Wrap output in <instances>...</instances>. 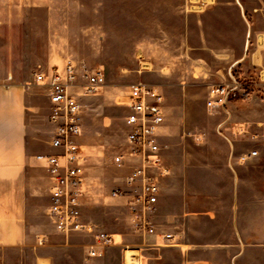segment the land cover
<instances>
[{"label": "rangeland", "instance_id": "374dc122", "mask_svg": "<svg viewBox=\"0 0 264 264\" xmlns=\"http://www.w3.org/2000/svg\"><path fill=\"white\" fill-rule=\"evenodd\" d=\"M16 1H23V5ZM197 2L14 0L13 13L19 14V19L0 21V72L28 80L32 88L34 152H52L46 89L36 85L34 72H47L70 60L80 68L104 73L106 85L82 99L81 144L96 197L92 200L87 196L84 215L100 217L107 232L131 231L124 199L114 197L112 190L122 187L129 173V168L115 164L114 157L126 150L128 87L136 82L154 86L165 97L161 143L171 165L170 179L176 186L156 212L157 219L160 217L157 225L164 224L171 208L181 214L209 207L217 211L215 223L219 228L225 227L227 216L230 226L236 225L234 216L227 212L233 208L229 205L233 198L222 193V186L229 185L223 162L233 152L239 156L261 143L264 130L257 122L261 120L262 103L257 94L249 100L233 96L216 114L206 109L210 85L230 82L236 74L243 77L241 65L229 53L217 50L246 41L235 14L231 21L222 23L221 17L230 12L214 13L210 6ZM250 75L249 79H257L255 73ZM241 124L247 128L246 134L237 131ZM250 163L257 216L261 212L264 170L259 160ZM49 202L48 195L31 199L32 217L42 226L50 225ZM68 252V258L64 254L57 257V264H104L83 257L78 250ZM34 260L32 252L0 248V264H35ZM107 264L118 262L111 259Z\"/></svg>", "mask_w": 264, "mask_h": 264}, {"label": "crops", "instance_id": "0c3cea01", "mask_svg": "<svg viewBox=\"0 0 264 264\" xmlns=\"http://www.w3.org/2000/svg\"><path fill=\"white\" fill-rule=\"evenodd\" d=\"M15 3L23 5V1ZM15 3L14 0H0V21L19 19V14L14 16L13 13ZM207 6L214 13L230 12L229 16L221 17V22L231 21V15L235 14L242 23L246 42L217 51L229 53L241 65L239 69L243 77L250 78L248 75L252 73L258 76L260 71L264 75V0H212ZM31 95L32 88L28 80L17 79L12 73L0 72V248L32 252L35 264H57L59 255L64 254L68 258L71 255L68 251L73 249L88 258L87 250L93 242L92 236L78 233L64 236L55 230L51 222L49 226H42L32 217L31 199L39 195L50 196L51 180L46 157L56 153V150L51 146L52 152L49 154L46 149L41 153L33 150ZM260 102L261 120L257 124L264 121V102ZM260 137L264 149V134ZM79 143L82 152L81 137ZM234 149L233 146L230 152ZM247 152L239 156L233 152L223 162L229 185L222 186V193L233 198L229 205L234 209L227 212L234 216L236 225L231 227L227 216L225 227L219 228L215 223L219 217L212 207L197 211L189 209L181 214L173 208L171 211L167 208L169 212L166 220L164 224L159 222L157 228L174 233L176 243L166 245L157 236L132 231L107 232L100 217L84 215L85 220L97 225V230L114 235L116 240L115 245L91 259L104 264L111 259H116L118 264H264V191L261 195V212L255 216L252 159L241 160ZM163 154L165 157V146ZM84 159L83 204L87 196L92 200L96 198L92 182L94 178L89 177L87 158L84 156ZM259 161L264 170V158ZM170 178L171 175L163 182L158 208L174 192L175 181ZM262 181L264 185V178ZM40 239L45 240L43 244H39Z\"/></svg>", "mask_w": 264, "mask_h": 264}, {"label": "built area", "instance_id": "2783aa9c", "mask_svg": "<svg viewBox=\"0 0 264 264\" xmlns=\"http://www.w3.org/2000/svg\"><path fill=\"white\" fill-rule=\"evenodd\" d=\"M203 6L206 1L198 0ZM257 79L239 81L231 76L230 82L212 84L208 90L206 109L218 113L232 96L249 100L253 94L264 102V75ZM34 81L46 89L49 103V123L52 135L49 145L56 153L46 157L50 175V202L47 216L55 230L64 236L85 234L92 236L88 246L89 259L100 256L116 244L114 235L97 230V225L84 219L85 163L79 139L83 131L82 99L90 97L106 85V77L100 69L77 66L68 60L61 67L45 72L36 70ZM127 113L124 118L126 150L114 157L119 167L129 168L122 187L112 190V195L126 200L130 216V229L136 234L157 236L163 244L174 245L176 235L159 231L156 212L163 182L171 175L161 143V130L165 124V97L154 86L143 82L128 87ZM264 130V121L258 124ZM246 134L247 128L237 130ZM257 136V135H256ZM255 136V137H256ZM264 158L261 144L241 157V160ZM45 240L40 239L39 244Z\"/></svg>", "mask_w": 264, "mask_h": 264}, {"label": "trees", "instance_id": "16d2710c", "mask_svg": "<svg viewBox=\"0 0 264 264\" xmlns=\"http://www.w3.org/2000/svg\"><path fill=\"white\" fill-rule=\"evenodd\" d=\"M236 77L239 81H247L250 80L249 78L246 77H242L240 74H236ZM231 99H234V97L232 96Z\"/></svg>", "mask_w": 264, "mask_h": 264}, {"label": "bare ground", "instance_id": "6f19581e", "mask_svg": "<svg viewBox=\"0 0 264 264\" xmlns=\"http://www.w3.org/2000/svg\"><path fill=\"white\" fill-rule=\"evenodd\" d=\"M198 1V0H197ZM206 1V0H205Z\"/></svg>", "mask_w": 264, "mask_h": 264}]
</instances>
